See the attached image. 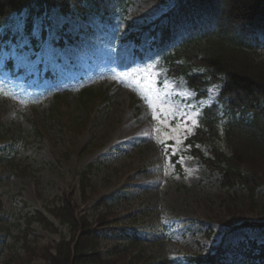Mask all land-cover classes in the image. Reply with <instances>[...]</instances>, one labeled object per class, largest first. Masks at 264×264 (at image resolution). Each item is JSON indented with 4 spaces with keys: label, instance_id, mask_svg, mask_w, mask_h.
<instances>
[{
    "label": "rangeland",
    "instance_id": "374dc122",
    "mask_svg": "<svg viewBox=\"0 0 264 264\" xmlns=\"http://www.w3.org/2000/svg\"><path fill=\"white\" fill-rule=\"evenodd\" d=\"M173 3L136 0L126 20L130 30L154 23ZM65 25L74 39L63 38V46H54L52 41L60 39L56 30ZM125 26L114 31L113 24L85 22L55 10L36 19L31 38L22 37L4 49L0 217L5 216L8 229L0 233V264H45L28 258L27 250L30 244L49 246L69 238L67 225L55 217L63 200L75 210L77 235L83 221L94 223L106 251L114 240L106 237L111 229L102 228H135L143 238L140 252L150 261L186 263L194 255H212L230 228L264 221V186L255 199L242 186L224 187L220 173L209 170L185 144L199 126L203 108L218 94L211 90L197 97L184 79L169 77L146 46L143 58L132 55L122 40ZM23 29L21 21L14 32ZM260 41L258 55L264 60V35ZM8 57L20 75L4 68ZM48 71L56 75V87L46 77ZM86 88L99 98L82 108L78 97ZM201 151L207 155L209 149ZM89 164L96 169L80 178ZM84 184H89L85 193ZM106 201L112 202L107 207L111 216L105 218L110 224H98L93 207ZM30 215L38 221L29 222ZM85 215L89 218L83 219ZM245 239L264 243V229L240 227L226 237L231 244ZM255 262L252 257L246 264Z\"/></svg>",
    "mask_w": 264,
    "mask_h": 264
},
{
    "label": "trees",
    "instance_id": "16d2710c",
    "mask_svg": "<svg viewBox=\"0 0 264 264\" xmlns=\"http://www.w3.org/2000/svg\"><path fill=\"white\" fill-rule=\"evenodd\" d=\"M133 1L0 0V54L15 26L23 20L27 31H31L38 17L45 13L51 15L56 10L60 15L83 21L98 16L115 23L124 19ZM173 1L166 19L154 30L146 26L141 31L128 33L127 39L140 53L149 36V47L161 56L168 73L184 77L198 94H207L213 84L220 85L217 101L204 108L200 126L186 144L192 155L209 170L220 173L224 187L232 190L242 186L248 193H253V199L256 190L264 186V60L258 56L257 47L260 45L258 34H264V0ZM66 28L56 30L60 38L58 45H62V38L71 39ZM16 37L14 35L12 39ZM95 98L99 96L87 89L80 93L78 103L87 108ZM202 147L209 149L208 155L201 151ZM95 169L89 164L80 178ZM87 185H83L81 192ZM111 204L106 201L93 207L99 218L98 224L111 216L107 208ZM61 205L55 217L67 225L71 233L69 238L64 236L49 246L30 244L28 258L38 257L45 264H181L170 259L146 260L139 249L142 239L131 227L102 228L111 229L106 237L114 240L112 246L103 251L100 245L103 236L94 229V223L90 225L83 221L84 229L77 235L75 210L70 208L69 201L63 200ZM28 220L33 223L37 219L30 215ZM5 223V216L0 217V233L8 229ZM107 223L110 224L109 219L102 225ZM240 227L263 230L264 221L245 222ZM240 227L230 228L228 235ZM257 241L245 239L234 245L223 243L212 255H194L188 263L246 264L248 258L253 257L254 262L257 259L255 264H264V244ZM230 252L234 255L227 261ZM107 256L109 260L105 258Z\"/></svg>",
    "mask_w": 264,
    "mask_h": 264
},
{
    "label": "snow or ice",
    "instance_id": "6c2138e0",
    "mask_svg": "<svg viewBox=\"0 0 264 264\" xmlns=\"http://www.w3.org/2000/svg\"><path fill=\"white\" fill-rule=\"evenodd\" d=\"M153 118L155 119L156 117H153ZM187 120H191V117H187ZM184 129L188 131L189 133L191 132V128L188 126L187 123L184 124Z\"/></svg>",
    "mask_w": 264,
    "mask_h": 264
},
{
    "label": "bare ground",
    "instance_id": "6f19581e",
    "mask_svg": "<svg viewBox=\"0 0 264 264\" xmlns=\"http://www.w3.org/2000/svg\"><path fill=\"white\" fill-rule=\"evenodd\" d=\"M262 35H264V34H258V42L260 43V45L257 46V47H258V54H259V51L262 50V48H263V47H261V41H260V37H261ZM260 52H261V51H260ZM258 56H259V55H258ZM263 244H264V243H263Z\"/></svg>",
    "mask_w": 264,
    "mask_h": 264
}]
</instances>
